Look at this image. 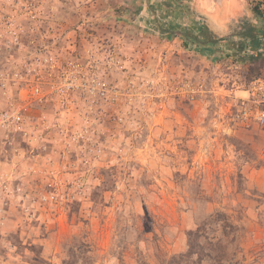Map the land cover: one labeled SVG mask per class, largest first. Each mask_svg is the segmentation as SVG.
Returning a JSON list of instances; mask_svg holds the SVG:
<instances>
[{
  "label": "rangeland",
  "instance_id": "1",
  "mask_svg": "<svg viewBox=\"0 0 264 264\" xmlns=\"http://www.w3.org/2000/svg\"><path fill=\"white\" fill-rule=\"evenodd\" d=\"M254 5L0 0V264H264Z\"/></svg>",
  "mask_w": 264,
  "mask_h": 264
},
{
  "label": "trees",
  "instance_id": "2",
  "mask_svg": "<svg viewBox=\"0 0 264 264\" xmlns=\"http://www.w3.org/2000/svg\"><path fill=\"white\" fill-rule=\"evenodd\" d=\"M256 15L258 16V22L257 23H252L249 22V24L247 25L248 28L246 30V32L243 33V36L246 37H250V41L248 42V47L250 49V57L251 60L254 59H262L264 60V9H262L259 5H254L251 8ZM198 30L200 32V36L203 37V40L201 41H205L208 43H214L213 42V32L208 30L205 26H199ZM195 40L199 41V38L197 36L190 38V44L189 47H192V44L195 42ZM235 40H231L230 43H235ZM247 41V40H246ZM236 44V43H235ZM247 42H243V44H241V47L246 46ZM236 53L240 52V49H235ZM73 60L75 61V63L79 64V66L83 67L84 64L80 61H77V57L74 56ZM193 234V232H192ZM190 234V238L191 235ZM190 242V247L192 249V251L194 252V248H196V244L192 241L189 240ZM201 252L202 249H200Z\"/></svg>",
  "mask_w": 264,
  "mask_h": 264
},
{
  "label": "built area",
  "instance_id": "3",
  "mask_svg": "<svg viewBox=\"0 0 264 264\" xmlns=\"http://www.w3.org/2000/svg\"><path fill=\"white\" fill-rule=\"evenodd\" d=\"M34 93H39V87L34 89ZM235 116L245 127H250L253 124H263L264 107H252L250 105H245L237 110Z\"/></svg>",
  "mask_w": 264,
  "mask_h": 264
},
{
  "label": "clouds",
  "instance_id": "4",
  "mask_svg": "<svg viewBox=\"0 0 264 264\" xmlns=\"http://www.w3.org/2000/svg\"><path fill=\"white\" fill-rule=\"evenodd\" d=\"M220 7H224L223 5H221Z\"/></svg>",
  "mask_w": 264,
  "mask_h": 264
}]
</instances>
